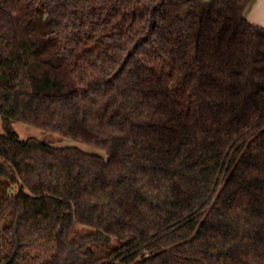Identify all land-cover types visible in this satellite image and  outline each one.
I'll use <instances>...</instances> for the list:
<instances>
[{"label": "trees", "instance_id": "obj_1", "mask_svg": "<svg viewBox=\"0 0 264 264\" xmlns=\"http://www.w3.org/2000/svg\"><path fill=\"white\" fill-rule=\"evenodd\" d=\"M252 2L0 0V264H264Z\"/></svg>", "mask_w": 264, "mask_h": 264}, {"label": "rangeland", "instance_id": "obj_2", "mask_svg": "<svg viewBox=\"0 0 264 264\" xmlns=\"http://www.w3.org/2000/svg\"><path fill=\"white\" fill-rule=\"evenodd\" d=\"M9 127L19 134L21 140H26L28 138H35L42 141L45 144L54 147H77L90 154L105 156V153L101 150L84 145L79 141L63 138L59 135L41 130L37 127L30 126L22 122L11 121ZM0 133L5 134V127L1 118H0Z\"/></svg>", "mask_w": 264, "mask_h": 264}, {"label": "crops", "instance_id": "obj_3", "mask_svg": "<svg viewBox=\"0 0 264 264\" xmlns=\"http://www.w3.org/2000/svg\"><path fill=\"white\" fill-rule=\"evenodd\" d=\"M245 17L250 24L264 28V0H253L245 12Z\"/></svg>", "mask_w": 264, "mask_h": 264}]
</instances>
